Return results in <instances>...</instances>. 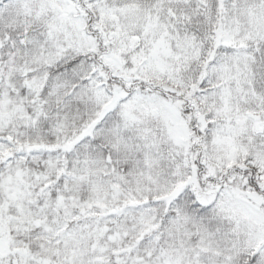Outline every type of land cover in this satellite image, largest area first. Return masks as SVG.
<instances>
[{"label": "snow or ice", "instance_id": "snow-or-ice-1", "mask_svg": "<svg viewBox=\"0 0 264 264\" xmlns=\"http://www.w3.org/2000/svg\"><path fill=\"white\" fill-rule=\"evenodd\" d=\"M0 264H264V0H0Z\"/></svg>", "mask_w": 264, "mask_h": 264}]
</instances>
